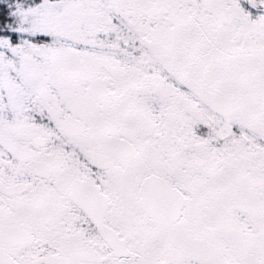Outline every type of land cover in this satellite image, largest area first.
I'll use <instances>...</instances> for the list:
<instances>
[{"label": "snow or ice", "instance_id": "1", "mask_svg": "<svg viewBox=\"0 0 264 264\" xmlns=\"http://www.w3.org/2000/svg\"><path fill=\"white\" fill-rule=\"evenodd\" d=\"M0 264H264V0H0Z\"/></svg>", "mask_w": 264, "mask_h": 264}]
</instances>
